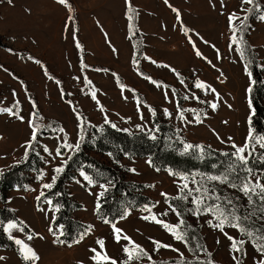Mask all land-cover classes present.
Listing matches in <instances>:
<instances>
[{
  "label": "rangeland",
  "instance_id": "374dc122",
  "mask_svg": "<svg viewBox=\"0 0 264 264\" xmlns=\"http://www.w3.org/2000/svg\"><path fill=\"white\" fill-rule=\"evenodd\" d=\"M129 1L138 11V28L143 38L144 54L140 67L149 75H142L134 60L135 45L126 15ZM257 1L264 5V0ZM70 6L79 25V39L86 51L84 61L81 60ZM251 7L242 4V0H167V3L165 0H66L65 4L58 0H11V3L0 0V108H13L24 118L22 121L8 113H0V174L26 158L27 146L32 142L30 122L48 131L38 139L37 159L25 169L24 178L28 183L7 190L6 201L0 195V210L8 207L25 224L23 226L17 219H3L0 211V226L4 231V226L10 221L18 225L11 236L14 240H23L36 252L39 259L34 264H95L91 259L94 253L90 249L100 250L96 243L98 239L105 241L107 255L117 264H122L127 260L123 248L131 245L125 240L115 241L111 223H116L123 234L148 254L131 264H179L185 258L195 259L192 264H204L198 261L206 257V252L202 249L197 228L215 260L222 264H235L232 259L234 253L229 250L230 241L207 223L212 217H197L190 211L194 208L191 197L186 201H175L181 208L176 205L177 209L184 213L187 246L176 241L160 225L141 218L150 215L145 210V206H149L160 219L178 223V217L171 212L161 193H166L169 198L177 197L183 183L187 182L190 188L197 186L193 180L210 189L214 187L222 199H232L241 213L258 207L260 202L257 198H253L256 204L250 206L247 197L237 189L206 180L207 175L222 174L227 169L221 173L201 170L174 172L168 165H153L149 155L123 154L116 159L108 152L88 149L99 161L119 170L129 182L131 194H144L151 203L134 206L136 198H121L116 201L120 205L117 210L122 215L125 212L129 215L126 218H121V215L115 221L105 223L99 216L97 203L100 205L102 196L99 194L105 193V188L113 180L100 182L94 179L78 162L74 175L65 186L72 201L80 204L72 207L73 217L87 224L76 239L91 226L80 243L53 242L61 235L63 227L54 224L55 210H50L46 200L53 201L58 194L48 195L50 190L42 185L52 182L53 170L61 164L62 158L55 157V150L64 142L65 136L70 144L80 141L82 117L89 127L102 128L105 124H114L130 134L150 133L155 139L160 136V127L155 122L158 118L176 131L169 130L166 139L180 152L183 151L181 141L203 145L205 152L209 146L223 152H234L231 144L244 145L249 129H252L249 117L253 113L245 91L252 87L253 78L247 75L237 46L230 48L233 32L229 16L235 13L241 19L247 17L243 21L246 29L241 28L240 20L235 21L234 26L239 30L237 36L246 38L253 47L264 74V21L259 19L264 10L255 12L247 23L251 12L247 10ZM197 51L200 56L196 55ZM197 80L210 85L216 92L197 89ZM93 92L95 99L92 98ZM17 102L18 107H14ZM211 103L217 104L215 110L210 107ZM192 109L195 112L190 111ZM197 116L202 123L197 122ZM54 122L59 123V128L52 127ZM51 131H57V134L52 135ZM45 146L52 155L44 151ZM62 152L63 158L67 159L73 151L62 149ZM262 153L264 149L257 144L251 159L253 166L249 165L257 173L264 171V163L257 159ZM92 167L97 169L96 165ZM81 171L92 178V185L80 175ZM170 171L178 175H171ZM181 175L187 176V181L182 180ZM100 185H105V188ZM41 192L45 195L37 200ZM41 208L44 210H39ZM165 211L168 215L160 216ZM259 215L257 212L249 221L253 229L264 228ZM225 231L237 239L242 238L236 229L226 227ZM28 235L33 239L28 240ZM153 240L169 244L171 248L156 251ZM172 249H179V252ZM244 249L246 255L240 257L242 264H256L262 258L250 241L245 243ZM0 257H3L0 264H33L22 259L20 250L4 246H0Z\"/></svg>",
  "mask_w": 264,
  "mask_h": 264
},
{
  "label": "trees",
  "instance_id": "16d2710c",
  "mask_svg": "<svg viewBox=\"0 0 264 264\" xmlns=\"http://www.w3.org/2000/svg\"><path fill=\"white\" fill-rule=\"evenodd\" d=\"M68 3L72 5L70 1H68ZM260 10H264V5L258 3L257 0H254V4H252L251 7V12H249L247 23H249L250 17L253 16L255 12ZM137 14L138 11L136 7L131 1H129L126 15L129 21V33L133 40V44L135 45L134 60L140 70V73L142 75H149L148 72L143 71V69L140 67L141 59L144 54V46L143 38L138 28ZM130 15L132 16L131 21L129 20ZM72 19L76 24V38L80 50L81 60L84 61L86 51L84 44L79 39V25L73 9ZM244 28L246 29V27ZM245 32L246 30H244V33ZM244 41L246 42V51L245 58L243 60L244 63L248 62V71L252 73L253 81H255L251 87L252 91L250 92L251 105L252 109L254 110L253 114L251 115V127L254 135L264 134V74L261 67L259 66L258 58L253 47L249 42H247L246 38H244ZM155 122L160 127V136L156 139H153L150 133L139 132L130 134L127 131H123L116 127L113 128L110 124H105L102 128L89 127L86 120L82 117L80 134L83 136V140L79 141L81 147L78 151L71 153V160H69L64 171L59 174L56 183L48 193V195H50V193L58 194V196L53 198V205H59V211H55L54 224L62 225L63 227V234L59 236L60 240L72 243L77 238L78 233L87 227L85 222L73 217L72 207L74 205L80 204L74 203L72 201L65 186L66 181L74 175V170L78 162L83 164V166L91 173L94 179L100 182H107L109 179L113 180V183L108 186L107 191H105L104 195L101 197L98 212L99 216L103 220L115 221L122 215V212L117 210L120 205L116 203V201L121 198H136L137 200L134 202V206L146 205L150 202V198L144 194L136 193L137 195L135 196L131 194L128 188L129 182L121 176L119 170H117L115 166H111L107 163L99 161L92 155V153L88 151V149H97L101 152H108L113 157H116V159L120 158V156L123 154H127L129 156L149 155L153 165L156 167L168 165L174 172L178 170L185 172L201 170L205 172L221 173L224 171V169L226 170L229 163H231L229 157L221 155V153H232L231 151L223 152L222 150L211 147L206 149V152H204L202 158H199L200 153L198 150H193L187 154H181L182 152L178 151L177 148H174L166 139L167 132L169 130L173 133H176L174 128L168 123L159 121L158 118H155ZM53 126L56 127L55 129H57L60 125L58 122H54L52 124V127ZM47 132L48 131L42 128H37V138L34 142H31V148L28 149L27 157L22 161L15 163L12 167L1 172L0 195L5 201L7 200V190L15 186L23 187L28 183L24 178L25 169L31 166L33 161L37 159L35 149L37 148L38 139L41 134H46ZM51 134L55 135L57 134V131H51ZM87 139H90V141H87ZM252 157L250 158L249 165H252ZM92 165H96L98 170L93 168ZM213 165H216V167H213ZM262 167L263 166H260V168ZM95 169L102 174H98ZM176 200L178 199H174L171 203L179 207L178 202H175ZM0 211L2 212L3 219H17L22 223L23 226H25L24 222H22L18 215L15 212H12V210L8 207H5ZM182 217H184L183 212ZM197 234L202 242V249L205 251L206 246L203 243V236L199 232L198 228ZM0 246L13 248L16 250L20 249L19 245L15 243L13 238L9 239V236L2 230L1 226ZM205 252L206 257L201 258L198 261L205 262L212 260L214 261V264H222L218 260H215L212 255H208V253H210L208 249H206ZM183 262L186 264H192L195 262V259L185 258L183 259Z\"/></svg>",
  "mask_w": 264,
  "mask_h": 264
},
{
  "label": "snow or ice",
  "instance_id": "6c2138e0",
  "mask_svg": "<svg viewBox=\"0 0 264 264\" xmlns=\"http://www.w3.org/2000/svg\"><path fill=\"white\" fill-rule=\"evenodd\" d=\"M60 4H65L66 0H58ZM167 3V0H165ZM9 3H11V0H9ZM242 4H248L252 5L254 4V0H242ZM173 11H176L173 9ZM247 11H251V9H248ZM247 17L245 16L243 19H241L239 16H237L235 13L231 14L229 16V22L231 27V30L233 32V35L231 37V44L236 45V50L239 52L242 59L245 58V51H246V42L244 41L242 36H237V32L239 31L235 26L234 22L237 20L241 21V28L243 29L246 27L243 23L244 20H246ZM260 20L264 21V15H261L259 17ZM129 20H132V16H129ZM187 32V30H185ZM197 56H200L201 53L199 51L196 52ZM36 63H40L39 61H36ZM245 71L249 77L252 76V73L248 71V62L245 63ZM147 78V77H146ZM153 84H157L155 80L151 81ZM90 83V82H89ZM183 83V81H181ZM252 83H255V81H252ZM159 86V84H157ZM195 87L197 89H210L213 93L216 92L214 88H211L210 85L205 84L202 81L197 80L195 83ZM249 92L252 91V88L249 87ZM218 97V94H217ZM92 98L95 99L96 95L95 92L92 93ZM167 98V97H166ZM188 97H185L187 99ZM196 99H199L198 97H195ZM203 103V101H201ZM14 107H18L17 105H14ZM210 107L215 110L217 108L216 103H211ZM249 107L251 108V101H249ZM195 112L194 109L190 110ZM254 112V110H253ZM0 113H8L9 115L16 116L18 119L23 121V117L19 115L18 111H13V108H0ZM165 113H167V110H165ZM35 115V114H34ZM181 119L183 120V113L181 112ZM196 120L198 123H202L203 121L199 119V116L196 117ZM106 123H108L107 119L105 120ZM249 124H251V116L249 117ZM113 128L116 127V125H111ZM30 127L33 128L31 141L34 142L37 138V127L33 122H30ZM60 131H63L61 128ZM127 131V130H125ZM155 139V136L152 137ZM219 138V137H218ZM80 140H83V136L80 137ZM231 140V137L229 138ZM183 145V151L181 154H187L192 152L194 149L198 150L200 153V157H203V154L205 152L203 145H193L191 143H187L184 141H181ZM259 145L260 148L264 149V134H256L254 135L253 130L250 128L248 136L246 137L245 144L244 145H236L235 143L231 144V147L234 149V152L232 153H221V155H224L226 157H229L231 160V163H229L227 170L218 175H207L206 180L209 182H218L220 184H226L228 187H231L233 189H237L245 197H247L248 204L250 206H254L256 204V201L253 199L254 197L259 200V206L253 207L252 211L241 213L240 208L237 206L236 203L230 198H223L219 193L216 192L215 188H208L204 186L202 182L198 183L195 180H193V183H196L197 186L195 188H190L188 183L185 182L180 186V195L177 197L169 198L166 193H161L162 196L165 197L166 203L169 205V209L171 212L175 213L178 217V223L171 224L163 219H160L159 216L155 213L151 212V208L149 206H145V210L150 213V215H145L141 217L143 220L148 221L150 223H155L157 225H160L165 231H167L176 241H180L184 243L186 246L188 244V240L186 239V222L182 218V213L177 209L175 205L171 203V200L179 199V200H188L189 197H191V203L194 205V208H192L190 211L193 215L199 217L201 215H210L212 219H209L207 221L208 225L221 233H223L227 239L230 241V252L234 253L232 256L233 261L235 264H242L241 255H246L244 245L246 242H251L253 247L255 248L256 252L260 254L262 257L260 260L256 261V264H264V228H255L253 229L250 225L249 221L253 216H256L257 212L260 213L258 219L264 221V183L261 181L264 180V171H261L257 173L253 168L249 167V161L250 158L254 155L256 151V145ZM28 148H31V142H29ZM81 147L80 142L78 141L76 144H70L67 142V137L65 136L64 142L60 144L56 150H55V157H61V164L54 168L55 175L52 177L51 183H45L42 185L43 188L51 190L56 183L57 177L59 174H61L65 167L67 166L69 160H71V155L67 156V159H64V153L62 152V149H68L73 152L78 151ZM210 147V146H209ZM45 152H49V149L47 146L44 147ZM27 149L25 152V157H27ZM49 155H52L51 152H49ZM257 159L264 163V153H262ZM151 163V161H149ZM213 167H216V165H213ZM130 171H135V169H129ZM171 175H178L177 173H173L170 171ZM80 175L84 178L85 181L88 182L89 185L93 184L92 178L87 175L85 172L81 171ZM203 175V174H201ZM41 178H43V174L41 175ZM182 180L187 181V176L181 175L180 177ZM233 181H239V183L233 182ZM79 183V181H77ZM101 188H105V185H100ZM150 187H154L153 185H150ZM105 191L107 189L105 188ZM193 193H196L195 195ZM45 194L44 192L40 193V196L37 197V200H40L41 197H43ZM100 196H103L104 193L101 192L99 194ZM238 199V198H237ZM46 203L50 206V210L59 211V205H53V201L51 199H47ZM155 205H152L154 207ZM97 208H99V203H97ZM43 211L44 209H39ZM129 213L125 212L123 213L121 218H126ZM168 211H165L164 213H161L160 216H167ZM215 221V222H214ZM105 223H109L108 220L104 221ZM18 225L15 222H8L6 226H4V231L6 233H9V239H12L11 232L13 229H17ZM111 227L114 234V239L117 243H120L121 240H125L129 242L128 245H125L123 248V251L125 255L127 256V260L122 262V264H131L133 260H140L144 256H147V252L140 246L139 244H136L134 241L131 240L129 236L126 234H123L122 229L118 228L116 226V223H111ZM233 228L236 229L237 232L240 234L242 238L237 239L236 237H233L229 235L225 228ZM62 228V226H61ZM91 226H89L88 229L85 230L84 233L80 234L79 239H76L74 243H80V241L84 238V236L87 234L88 231H90ZM23 231V229H20ZM49 231H52V229H49ZM63 234V232H61ZM55 235V233H54ZM243 237H246L247 240H245ZM28 240L33 239L32 235H28ZM54 243H65V241H62L57 236L56 239L53 241ZM153 244L155 245V250L159 251L161 248H171V245L161 243L160 241L153 240ZM15 243L20 246V253L22 256V259L24 261H32L33 264L35 261L39 259V256L36 254V252L26 243H24L23 240L16 239ZM96 243L99 245V251L95 248L90 249L94 253V255L91 257V259L95 262V264H117V261L109 257L104 251L105 241L103 239H98ZM219 243V241H217ZM71 245H69L70 247ZM199 247V246H198ZM173 251L179 252V249H172ZM190 251L192 249H189ZM206 251V249H205ZM181 257H183V254H180ZM210 256L211 254L208 253ZM151 259V257H148ZM0 259H3V257H0ZM179 264H184L183 260L179 262ZM204 264H214V261L208 260L205 261Z\"/></svg>",
  "mask_w": 264,
  "mask_h": 264
},
{
  "label": "crops",
  "instance_id": "0c3cea01",
  "mask_svg": "<svg viewBox=\"0 0 264 264\" xmlns=\"http://www.w3.org/2000/svg\"><path fill=\"white\" fill-rule=\"evenodd\" d=\"M231 81H232V79L230 80V84H232ZM245 96H246V99L249 98L248 101H250V92L249 91H247V90L245 91Z\"/></svg>",
  "mask_w": 264,
  "mask_h": 264
}]
</instances>
